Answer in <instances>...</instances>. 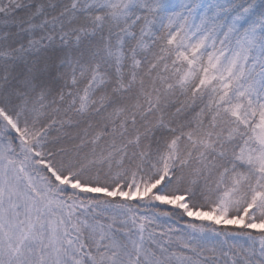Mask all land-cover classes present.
Here are the masks:
<instances>
[{"label": "snow or ice", "instance_id": "6c2138e0", "mask_svg": "<svg viewBox=\"0 0 264 264\" xmlns=\"http://www.w3.org/2000/svg\"><path fill=\"white\" fill-rule=\"evenodd\" d=\"M0 264H264V0H0Z\"/></svg>", "mask_w": 264, "mask_h": 264}]
</instances>
